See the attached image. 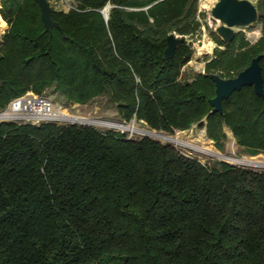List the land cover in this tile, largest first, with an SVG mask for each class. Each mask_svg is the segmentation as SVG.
Returning <instances> with one entry per match:
<instances>
[{
	"label": "trees",
	"instance_id": "16d2710c",
	"mask_svg": "<svg viewBox=\"0 0 264 264\" xmlns=\"http://www.w3.org/2000/svg\"><path fill=\"white\" fill-rule=\"evenodd\" d=\"M69 1L68 12L52 8L63 32L49 34L35 0H0V109L50 89L70 104L108 96L124 122L166 134L198 125L219 150L227 128L247 156L264 154V95L245 86L212 113L208 76L234 78L264 54V0L263 37L226 43L211 32L224 50L191 81L186 42L171 59L165 49L169 34L198 30V0ZM126 138L0 123V264H264V173Z\"/></svg>",
	"mask_w": 264,
	"mask_h": 264
},
{
	"label": "rangeland",
	"instance_id": "374dc122",
	"mask_svg": "<svg viewBox=\"0 0 264 264\" xmlns=\"http://www.w3.org/2000/svg\"><path fill=\"white\" fill-rule=\"evenodd\" d=\"M55 10H63L68 12L72 7V2L69 0H48ZM218 0H198L197 4V22L198 30L193 36H185L186 44L189 46L192 52V60L183 68V78L190 79L196 77L200 73H207L206 64L214 59L215 51L224 50V47L216 43L211 37V32L215 33L218 27V22L214 20L211 16V8ZM256 6L260 0H250ZM1 17L0 27L5 24V28L0 35V42L2 41L3 34L7 30V23ZM235 33L243 34L244 39L250 44L257 43L263 37V25L260 22L258 16V21L248 27L235 28ZM176 36L180 35L175 32ZM205 45V48L200 50L201 46ZM209 73H218L216 69H210ZM219 74V73H218ZM52 101L61 107L66 114L71 116H78L88 119H97L102 121L113 122L117 124H124L125 126L132 125V121L124 122L118 115L116 108L110 102L108 96H101L93 100L87 105L70 104L66 102L63 95L56 92L54 89L47 90L45 93ZM66 125V124H64ZM79 125V124H77ZM135 127L141 130H147L150 132L162 133L165 136L172 137L173 139L179 140L186 144V146L176 145L173 142L165 141L163 138L153 137L150 135H140L138 132L131 133L129 131H122L116 128H99L94 127L99 131H114L118 133L126 134V139H140L143 137H150L155 140L162 142L163 144H171L176 149L184 153L189 157L196 158L202 163H208L213 165L215 162L224 161L233 166L245 167L252 169L254 171L264 173V166H256V164L264 165V154H259L254 157L247 156L243 149L238 147L235 143L231 132L226 128L227 139L223 141V149L219 150L213 141H210L206 136L205 129L199 127L198 125L193 126L191 129L186 131H177L174 134H166L164 132H159L150 129L144 122H137L135 120ZM226 156L230 158H235L238 160H243L248 162L246 164L237 163L229 161L224 158L216 157L214 155ZM251 162V163H250ZM250 163V164H249Z\"/></svg>",
	"mask_w": 264,
	"mask_h": 264
},
{
	"label": "water",
	"instance_id": "95a60500",
	"mask_svg": "<svg viewBox=\"0 0 264 264\" xmlns=\"http://www.w3.org/2000/svg\"><path fill=\"white\" fill-rule=\"evenodd\" d=\"M35 2L40 8L45 32L51 34L54 28L63 32L60 25L52 18L50 2L48 0H35ZM111 8L112 6L109 4L102 10L105 20H108ZM105 9L108 10V13ZM211 16L219 23L215 33L224 42L230 43L236 36L235 28L248 27L258 21V9L250 0H218L211 8ZM166 42L165 57L171 59L177 47L186 42V39L183 36L179 37L175 33H171L167 36ZM263 57L264 54H260L253 58L249 66L234 78L225 79L216 73L208 74L215 85V95L209 99L212 113L222 114L223 100L228 99L234 92L240 91L245 86L253 87L254 93L259 97L264 95V81L260 65Z\"/></svg>",
	"mask_w": 264,
	"mask_h": 264
},
{
	"label": "built area",
	"instance_id": "2783aa9c",
	"mask_svg": "<svg viewBox=\"0 0 264 264\" xmlns=\"http://www.w3.org/2000/svg\"><path fill=\"white\" fill-rule=\"evenodd\" d=\"M71 119L93 120L95 123H76L74 121H71ZM2 122H14L18 124L31 125H41L44 123H55L60 125L79 124L83 126L99 128H104V126L102 127V125L97 124V122L107 124L108 127L106 125V128H112L111 125L117 124L97 119L71 116L69 114H66L65 111L61 107H58L47 95L35 94L33 92H27L22 96L14 98L6 108L0 109V123Z\"/></svg>",
	"mask_w": 264,
	"mask_h": 264
},
{
	"label": "bare ground",
	"instance_id": "6f19581e",
	"mask_svg": "<svg viewBox=\"0 0 264 264\" xmlns=\"http://www.w3.org/2000/svg\"><path fill=\"white\" fill-rule=\"evenodd\" d=\"M106 13H108V10L105 9ZM0 21H1V17H0ZM205 48V45L201 46L200 50L204 49ZM71 121H74L76 123H95L93 120H84V119H71ZM132 125L130 126H125L124 124H113L111 125L112 128H116L118 130H122V131H129L131 133H134V132H138L140 135H150V136H153V137H158V138H163L165 141L167 140L168 142H173L175 143L176 145H181V146H186V144H184L183 142L179 141V140H176V139H173L172 137H168V136H165L163 135L162 133H155V132H147V131H144V130H139L135 127V120H133L132 122ZM97 124H100L102 125V127H106L107 124L105 123H102V122H97ZM108 127V125H107ZM214 155V154H213ZM216 157H220V158H224V159H227L229 161H233V162H237V163H242V164H246L248 162H245L243 160H238V159H235V158H230V157H226V156H220V155H214ZM251 163V162H250ZM249 163V164H250ZM264 166V165H261V164H256V166Z\"/></svg>",
	"mask_w": 264,
	"mask_h": 264
},
{
	"label": "crops",
	"instance_id": "0c3cea01",
	"mask_svg": "<svg viewBox=\"0 0 264 264\" xmlns=\"http://www.w3.org/2000/svg\"><path fill=\"white\" fill-rule=\"evenodd\" d=\"M0 8H1V6H0ZM189 81H191L192 80V78H190V79H188Z\"/></svg>",
	"mask_w": 264,
	"mask_h": 264
}]
</instances>
